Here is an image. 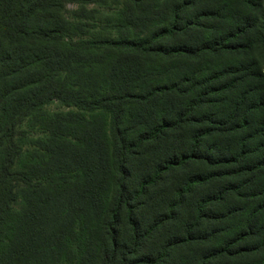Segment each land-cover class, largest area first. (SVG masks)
I'll list each match as a JSON object with an SVG mask.
<instances>
[{"label":"trees","instance_id":"16d2710c","mask_svg":"<svg viewBox=\"0 0 264 264\" xmlns=\"http://www.w3.org/2000/svg\"><path fill=\"white\" fill-rule=\"evenodd\" d=\"M66 4L0 0V264H264V0H125L91 37ZM55 100L73 127L30 140Z\"/></svg>","mask_w":264,"mask_h":264},{"label":"rangeland","instance_id":"374dc122","mask_svg":"<svg viewBox=\"0 0 264 264\" xmlns=\"http://www.w3.org/2000/svg\"><path fill=\"white\" fill-rule=\"evenodd\" d=\"M124 7L125 0H67L64 17L66 20L70 21L72 25H75L79 22L85 24L83 30L84 32H87L86 37L95 35H115L116 30L114 25L120 18V14L124 10ZM70 111L77 110L74 108H69L58 100L47 104L43 109L46 125H43L41 121V123H39V127L33 131L31 130V134H29L30 140L38 141V139L47 138L49 137L48 133L50 130H56L57 132H67V130L71 129L73 125L59 122L55 118L54 120H49V117H55L57 114H65ZM98 114L99 113H87V117L92 118ZM102 117L105 120L107 119V115L105 113H102V116H96V118H99L100 120ZM31 120L35 121L34 116L31 117ZM21 163L23 165L27 163L26 155L25 158H22ZM80 236L81 232L77 231L76 237L80 238ZM32 264H94V260L90 257L89 250L86 249L85 244L80 245L76 243L72 245L67 244L66 242L60 243L57 251L55 253L49 254L45 260L40 259L38 256Z\"/></svg>","mask_w":264,"mask_h":264}]
</instances>
